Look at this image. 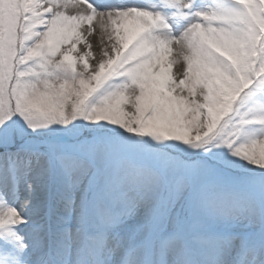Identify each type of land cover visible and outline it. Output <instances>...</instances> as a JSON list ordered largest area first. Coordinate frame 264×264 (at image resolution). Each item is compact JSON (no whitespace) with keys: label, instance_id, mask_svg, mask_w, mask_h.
<instances>
[{"label":"snow or ice","instance_id":"1","mask_svg":"<svg viewBox=\"0 0 264 264\" xmlns=\"http://www.w3.org/2000/svg\"><path fill=\"white\" fill-rule=\"evenodd\" d=\"M0 264H264V0H0Z\"/></svg>","mask_w":264,"mask_h":264},{"label":"bare ground","instance_id":"2","mask_svg":"<svg viewBox=\"0 0 264 264\" xmlns=\"http://www.w3.org/2000/svg\"><path fill=\"white\" fill-rule=\"evenodd\" d=\"M90 39L92 40V43H93V51H94V52L98 51V48H97V46H96V40H95V38L92 37V38H90Z\"/></svg>","mask_w":264,"mask_h":264}]
</instances>
